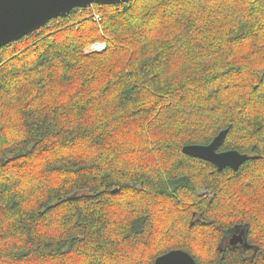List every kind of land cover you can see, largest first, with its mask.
<instances>
[{"label":"trees","instance_id":"1","mask_svg":"<svg viewBox=\"0 0 264 264\" xmlns=\"http://www.w3.org/2000/svg\"><path fill=\"white\" fill-rule=\"evenodd\" d=\"M77 9L0 49V264H264V0Z\"/></svg>","mask_w":264,"mask_h":264},{"label":"water","instance_id":"2","mask_svg":"<svg viewBox=\"0 0 264 264\" xmlns=\"http://www.w3.org/2000/svg\"><path fill=\"white\" fill-rule=\"evenodd\" d=\"M131 0H0V49L44 28L51 20L67 17L77 8L91 5H119ZM228 134L222 130L207 145H187L184 154L212 163L219 171H237L248 159L237 150L220 151ZM244 234H236L233 245L243 242ZM154 264H198L187 251L175 249L158 257Z\"/></svg>","mask_w":264,"mask_h":264},{"label":"flooded vegetation","instance_id":"3","mask_svg":"<svg viewBox=\"0 0 264 264\" xmlns=\"http://www.w3.org/2000/svg\"><path fill=\"white\" fill-rule=\"evenodd\" d=\"M204 193L206 192L202 191L201 195H203ZM194 217L197 220L205 221V218L202 216V214H197V212H194ZM217 229L220 230L221 228H218L217 226ZM246 232L247 231L244 225H240L238 228L234 230H230L227 236H225L223 230H221V232L218 234L217 250L219 252H226V251L240 252L244 257H249L255 254L257 249L253 244L249 242ZM241 233L244 234L242 236L243 242H238L236 245H233L231 241L233 240L234 236L236 234H241ZM223 240L225 241L223 242Z\"/></svg>","mask_w":264,"mask_h":264},{"label":"built area","instance_id":"4","mask_svg":"<svg viewBox=\"0 0 264 264\" xmlns=\"http://www.w3.org/2000/svg\"><path fill=\"white\" fill-rule=\"evenodd\" d=\"M100 18H101L100 15H96L95 21L100 20ZM104 48H105V45L97 44V45L93 46L92 50L93 51H102Z\"/></svg>","mask_w":264,"mask_h":264},{"label":"bare ground","instance_id":"5","mask_svg":"<svg viewBox=\"0 0 264 264\" xmlns=\"http://www.w3.org/2000/svg\"><path fill=\"white\" fill-rule=\"evenodd\" d=\"M85 9H86V8H85ZM77 10H78V9H77ZM74 12H75V11H74ZM94 12H95V11H94ZM89 13H90V12H89ZM95 14H97V13H95ZM91 15H92V14H91ZM93 16H94V15H93ZM98 21H99V20H98ZM98 21H97V22H98Z\"/></svg>","mask_w":264,"mask_h":264}]
</instances>
